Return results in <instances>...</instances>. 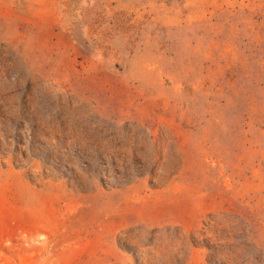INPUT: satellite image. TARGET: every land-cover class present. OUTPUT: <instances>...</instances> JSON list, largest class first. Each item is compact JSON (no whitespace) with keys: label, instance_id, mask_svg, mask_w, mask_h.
<instances>
[{"label":"rangeland","instance_id":"374dc122","mask_svg":"<svg viewBox=\"0 0 264 264\" xmlns=\"http://www.w3.org/2000/svg\"><path fill=\"white\" fill-rule=\"evenodd\" d=\"M0 264H264V0H0Z\"/></svg>","mask_w":264,"mask_h":264}]
</instances>
